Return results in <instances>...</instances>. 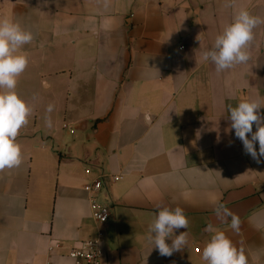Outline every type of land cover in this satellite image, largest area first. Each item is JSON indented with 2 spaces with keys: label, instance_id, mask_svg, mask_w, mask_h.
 Wrapping results in <instances>:
<instances>
[{
  "label": "crops",
  "instance_id": "1",
  "mask_svg": "<svg viewBox=\"0 0 264 264\" xmlns=\"http://www.w3.org/2000/svg\"><path fill=\"white\" fill-rule=\"evenodd\" d=\"M241 8L264 18V0H0V17L34 34L16 87L33 107L17 137L23 162L0 172V264H72L69 250L99 231L103 264H207L209 224L264 264V157L245 153L228 112L264 106V24L246 64L217 73L201 58ZM102 173L121 180L99 228L85 186ZM158 205L189 221L171 256L147 239Z\"/></svg>",
  "mask_w": 264,
  "mask_h": 264
},
{
  "label": "clouds",
  "instance_id": "2",
  "mask_svg": "<svg viewBox=\"0 0 264 264\" xmlns=\"http://www.w3.org/2000/svg\"><path fill=\"white\" fill-rule=\"evenodd\" d=\"M260 24H264V18L252 15L246 8L239 9L231 23L216 36L212 48L202 53V60L213 63L217 73L246 64L250 60L249 46L254 39V29ZM33 40L32 31L11 18L0 17V172L17 168L23 162L22 146L17 142V137L27 125L33 107L19 96L16 87L18 78L29 64L23 46L31 44ZM262 107L260 101L250 99L242 100L228 109L235 136L242 142L245 153L257 163L264 157V115L259 111ZM53 110L54 105L49 104L46 113L50 114ZM45 124L52 126L50 115L45 116ZM257 142L258 151L255 147ZM157 207L158 212L149 225L147 239L161 256H171L187 246V231L179 235L174 233L181 228L187 229L189 221L181 207ZM215 215L221 223H227L239 233L240 218L226 205L219 204ZM206 231L213 233L201 250L202 259L207 264H249L244 248H238L224 231L214 228L212 224L207 226ZM168 240H171V244L166 242Z\"/></svg>",
  "mask_w": 264,
  "mask_h": 264
},
{
  "label": "built area",
  "instance_id": "3",
  "mask_svg": "<svg viewBox=\"0 0 264 264\" xmlns=\"http://www.w3.org/2000/svg\"><path fill=\"white\" fill-rule=\"evenodd\" d=\"M91 170L87 169L86 174H90ZM121 180L119 176H107L102 173L99 177L91 180L85 186V192L89 195V202L93 209V217L99 228L104 227L110 220L111 205L105 204V199L109 200V184L116 183ZM61 248L59 243L51 246L50 251L53 252ZM68 257L72 264H103L104 249L102 233L99 231L95 239L83 241L73 246L68 253Z\"/></svg>",
  "mask_w": 264,
  "mask_h": 264
}]
</instances>
